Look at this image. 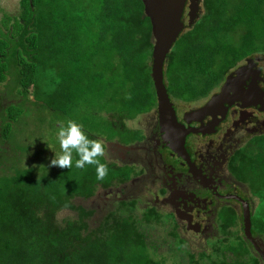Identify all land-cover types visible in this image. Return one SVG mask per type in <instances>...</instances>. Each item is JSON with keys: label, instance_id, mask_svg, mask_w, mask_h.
<instances>
[{"label": "trees", "instance_id": "obj_1", "mask_svg": "<svg viewBox=\"0 0 264 264\" xmlns=\"http://www.w3.org/2000/svg\"><path fill=\"white\" fill-rule=\"evenodd\" d=\"M20 6L19 17L5 16L0 24V88L11 87L5 105L0 90V264H166L146 233L162 223L161 215L139 209L135 199L104 212L92 206L131 180L129 167L103 155L98 159L109 171L98 180L95 165L75 167V152L71 168H37L23 165L15 147L24 134L27 154L35 128L47 123L56 131L59 118L82 125L104 147L140 137L129 122L158 108L153 27L144 3L21 0ZM258 53H264V0H202L200 19L168 57V93L202 100ZM28 103L44 111L41 124ZM13 151L16 165L8 161ZM188 258V264L213 262L206 253Z\"/></svg>", "mask_w": 264, "mask_h": 264}, {"label": "flooded vegetation", "instance_id": "obj_2", "mask_svg": "<svg viewBox=\"0 0 264 264\" xmlns=\"http://www.w3.org/2000/svg\"><path fill=\"white\" fill-rule=\"evenodd\" d=\"M188 12L189 2L183 33ZM229 77L239 79L236 93L215 101ZM171 101L180 131L164 129L156 109L131 122L139 139L105 143L106 158L132 178L92 206L104 212L137 200L162 216L146 233H168L169 252L185 264L188 253H206L210 264H264V53L238 64L208 97Z\"/></svg>", "mask_w": 264, "mask_h": 264}, {"label": "water", "instance_id": "obj_3", "mask_svg": "<svg viewBox=\"0 0 264 264\" xmlns=\"http://www.w3.org/2000/svg\"><path fill=\"white\" fill-rule=\"evenodd\" d=\"M142 2L145 6V13L151 20L153 27L152 77L158 98L159 120L162 127L167 131L170 132L173 129L180 131L181 125L178 122L174 104L165 83V67L170 53L186 28L184 15L188 2V25L193 26L200 19L202 0H142ZM238 81V78L229 77L221 96L215 101L236 93ZM250 228L251 222L246 215V230L248 236L251 237Z\"/></svg>", "mask_w": 264, "mask_h": 264}, {"label": "rangeland", "instance_id": "obj_4", "mask_svg": "<svg viewBox=\"0 0 264 264\" xmlns=\"http://www.w3.org/2000/svg\"><path fill=\"white\" fill-rule=\"evenodd\" d=\"M20 2H21V0H0V24H1L2 20L5 18V16H11L13 18L19 17V15L21 13ZM187 21H188V19H187ZM0 90L2 91L1 98H2L3 104L5 105V103L10 102V100L8 98H9V93L11 91V87L5 88V87L1 86ZM16 101H17L16 99L11 100V102H15V103H16ZM28 106H30L32 108V110H34L32 112V116H33L34 120H36L37 122H39V124H41L42 118L45 116L44 111L40 110V112H38L37 111L38 109L35 106H32L30 103H28ZM26 116H28V113ZM54 117H56V116H54ZM59 117H60V115H59ZM47 119H48L49 125H51V126L54 125V118H52L50 120V117H48ZM131 122L132 121L129 122V127H135L134 124H132ZM55 124H57V122ZM61 125L62 124H61V121L59 118L58 128L56 131L53 130L52 127L49 128L47 126V123L44 126H43V124L41 126H38L39 128L38 127L37 128L32 127V129L33 128L36 129L34 131L35 132V141L33 144L30 143L31 144L30 150L28 152H25V153H27L25 155H24V143L27 144L28 141H24V134L17 136V139L21 138L19 140L21 144L18 142V144L15 147L17 150V154L24 157L23 162L21 160L23 165L25 164L27 166L28 165L37 166V168H42V167H46V168L54 167V168H56V166L50 165V161L52 158H54V156H58L59 154H61L60 144H59V141L57 139V133H58L57 131L59 130ZM32 129L27 130L26 134L28 137L31 136L30 133H31ZM15 134H18V132L13 133V135H15ZM54 146H56L57 149H54ZM5 147H6V149L10 148V146L8 144H5ZM7 155L10 157L8 160L10 162V164L16 165L17 160L15 159L14 151L11 153H8ZM104 155H105V153H104ZM19 165H20V163L17 166H19ZM116 165H118V164H116ZM152 232L153 233H148L149 241H150V243H154V244L156 243L157 244V246L159 247L157 250L158 257L165 256L167 258L166 264H177V263L185 264L187 262L182 257V255L175 256L173 253L169 252L168 246L166 244V239H167L168 233H163L162 230L158 231V233H155V231H152ZM175 257L177 258V260H175Z\"/></svg>", "mask_w": 264, "mask_h": 264}, {"label": "clouds", "instance_id": "obj_5", "mask_svg": "<svg viewBox=\"0 0 264 264\" xmlns=\"http://www.w3.org/2000/svg\"><path fill=\"white\" fill-rule=\"evenodd\" d=\"M61 154L51 159L50 165L62 169L73 166V153L79 157L75 160V167L83 169L86 165H95L97 179L102 180L109 169L102 163L99 157L105 153V147L100 140H91L82 129V125L75 121L62 124L57 133Z\"/></svg>", "mask_w": 264, "mask_h": 264}]
</instances>
